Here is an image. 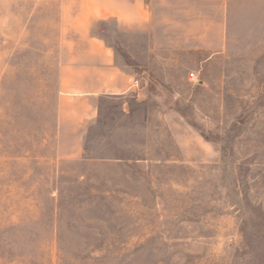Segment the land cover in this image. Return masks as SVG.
<instances>
[{
    "label": "rangeland",
    "instance_id": "rangeland-1",
    "mask_svg": "<svg viewBox=\"0 0 264 264\" xmlns=\"http://www.w3.org/2000/svg\"><path fill=\"white\" fill-rule=\"evenodd\" d=\"M78 1L0 0V264H264V54Z\"/></svg>",
    "mask_w": 264,
    "mask_h": 264
},
{
    "label": "crops",
    "instance_id": "crops-1",
    "mask_svg": "<svg viewBox=\"0 0 264 264\" xmlns=\"http://www.w3.org/2000/svg\"><path fill=\"white\" fill-rule=\"evenodd\" d=\"M78 3L79 9L73 18L115 17L122 23H141L143 18H150L147 10L152 5L151 18H169L168 32L179 34V39L185 42L198 40L203 53L222 56L230 53L232 47L238 54H264V0H79ZM165 7L167 15L161 13ZM243 18H249L251 23L246 33L228 30L229 22H239ZM211 38L216 40L215 46L209 43ZM229 39H239V43L233 42L230 47ZM89 50L101 63L100 68L90 70L96 71L93 73L98 81L96 86H110L108 75L112 74V69L107 60L108 49L92 39ZM72 73L71 77L64 73V85L72 84L76 77L75 72ZM132 78L138 80L136 76Z\"/></svg>",
    "mask_w": 264,
    "mask_h": 264
},
{
    "label": "built area",
    "instance_id": "built-area-1",
    "mask_svg": "<svg viewBox=\"0 0 264 264\" xmlns=\"http://www.w3.org/2000/svg\"><path fill=\"white\" fill-rule=\"evenodd\" d=\"M193 77H194V74L191 73V74H190V78H193ZM132 84H133V87L137 88L138 85H139V81H138L137 79H135V80L132 82Z\"/></svg>",
    "mask_w": 264,
    "mask_h": 264
}]
</instances>
